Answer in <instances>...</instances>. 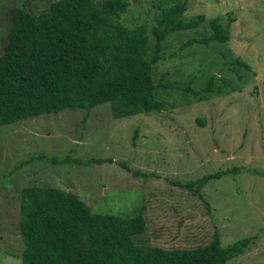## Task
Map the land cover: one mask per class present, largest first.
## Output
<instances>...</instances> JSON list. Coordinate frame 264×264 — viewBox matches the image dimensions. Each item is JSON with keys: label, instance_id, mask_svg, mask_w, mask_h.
Listing matches in <instances>:
<instances>
[{"label": "rangeland", "instance_id": "374dc122", "mask_svg": "<svg viewBox=\"0 0 264 264\" xmlns=\"http://www.w3.org/2000/svg\"><path fill=\"white\" fill-rule=\"evenodd\" d=\"M53 1L0 0V54L11 8L39 14ZM127 1L120 22L144 24L152 43L164 0ZM199 13L205 22L169 34L153 64L164 110L115 118L104 103L0 125V264H21L20 190L31 185L70 191L93 212L129 217L143 207L138 244L189 249L248 239L225 264H264V0H186L184 16ZM213 17L234 19L226 44L183 45L208 35ZM236 57L251 66L241 79L229 64ZM211 75L221 76L214 88L223 79L235 91L199 99L192 90ZM224 169L235 170L201 181Z\"/></svg>", "mask_w": 264, "mask_h": 264}, {"label": "trees", "instance_id": "16d2710c", "mask_svg": "<svg viewBox=\"0 0 264 264\" xmlns=\"http://www.w3.org/2000/svg\"><path fill=\"white\" fill-rule=\"evenodd\" d=\"M128 6L127 0H55L39 14L12 7L0 54V125L104 103H110L115 118L164 110L166 103L156 96L153 64L162 58L169 34L196 28L206 16L185 17L186 0H164L150 29L151 43L144 24L127 27L120 22ZM232 21L210 18L211 32L183 45L226 44ZM229 64L238 79L240 69L251 70L241 57ZM217 78L221 76L211 75L192 93L202 99L212 92L235 91L223 79L214 88ZM233 170L208 173L201 181ZM19 211L21 264H225L248 244V239L227 246L214 239L189 249L138 244L135 236L146 230L143 207L129 217L93 212L76 194L51 186L23 187Z\"/></svg>", "mask_w": 264, "mask_h": 264}]
</instances>
